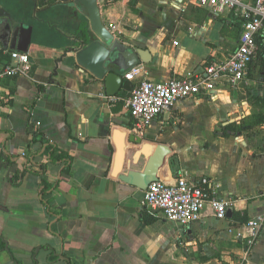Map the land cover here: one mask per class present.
<instances>
[{
	"label": "crops",
	"instance_id": "crops-1",
	"mask_svg": "<svg viewBox=\"0 0 264 264\" xmlns=\"http://www.w3.org/2000/svg\"><path fill=\"white\" fill-rule=\"evenodd\" d=\"M0 3L17 4L33 27L24 51L31 71L0 80V264H264V101L256 100L264 70L253 72L256 56L238 87L221 82L209 95L178 100L140 135L122 100L104 98L103 83L69 51L77 39L89 42L69 17L79 10L73 0ZM98 5L115 36L149 52L138 64L153 82L203 73L231 54L242 30L231 12L215 15L193 0ZM135 82L123 79L115 95L126 97ZM30 123L71 155L69 172L54 162L40 172L42 144L30 142ZM158 143L171 153L155 179L184 176L214 192L227 202L223 218L206 206L181 226L145 207V189L128 174L142 172ZM43 183L52 187L42 193ZM243 216L260 222L249 251Z\"/></svg>",
	"mask_w": 264,
	"mask_h": 264
},
{
	"label": "built area",
	"instance_id": "built-area-1",
	"mask_svg": "<svg viewBox=\"0 0 264 264\" xmlns=\"http://www.w3.org/2000/svg\"><path fill=\"white\" fill-rule=\"evenodd\" d=\"M198 6L210 9L215 15L231 12L241 20L242 30L235 49L228 57L212 59L203 68V73L184 77L172 76L165 81L151 80L142 64H136L123 74L127 82H135L124 98L116 95L104 96L110 102L122 100L131 120V131L142 134L146 126L158 115L170 110L181 99L206 96L221 82L236 88L245 79L249 65L257 54L256 36L264 30V0H193ZM0 56L9 58L0 64V80L28 75L31 71L29 55L17 50L0 49ZM0 85V94L3 91ZM37 125V122H34ZM143 204L149 210L160 213L167 220L181 226L200 219L201 211L208 206L217 218H223L227 202L214 192L203 189L198 183L184 176L166 183L160 179L151 181L144 190ZM251 239L246 250L252 246L258 235L260 222L250 220Z\"/></svg>",
	"mask_w": 264,
	"mask_h": 264
},
{
	"label": "water",
	"instance_id": "water-1",
	"mask_svg": "<svg viewBox=\"0 0 264 264\" xmlns=\"http://www.w3.org/2000/svg\"><path fill=\"white\" fill-rule=\"evenodd\" d=\"M73 3L88 22L89 42L85 44L77 39L78 44L69 47V51L73 52L76 63L83 70L103 83L107 95H115L122 85L124 72L140 61L147 62L150 54L141 48L131 47L103 24L98 0H73ZM32 30V25L20 13L0 3V44L4 48L24 52L30 43ZM135 137L133 134L134 139ZM170 153L168 146L158 143L142 172L128 174V182L146 189L156 178L158 168Z\"/></svg>",
	"mask_w": 264,
	"mask_h": 264
},
{
	"label": "trees",
	"instance_id": "trees-1",
	"mask_svg": "<svg viewBox=\"0 0 264 264\" xmlns=\"http://www.w3.org/2000/svg\"><path fill=\"white\" fill-rule=\"evenodd\" d=\"M19 9L17 4H14L13 9ZM16 11V10H15ZM82 33H83V39L86 40L85 42H88L87 38V30H88V23L86 19L82 20V24L80 25ZM256 42H257V54H256V61H260L261 65V70H264V37L260 35V33L256 36ZM255 58V57H254ZM255 59H253L254 61ZM252 61V62H253ZM251 62V63H252ZM257 101H264V98H257ZM251 124L246 123L245 125H242L239 129H245L250 127ZM29 133L31 135L30 137V142L33 141H40L42 144V152L41 155L44 156V160L38 164L40 166V172H45L46 165L49 162H54V163H61L62 164V169L61 172H69L71 163H72V157L70 154L67 152L63 151L60 149L54 142H52L50 139H48L46 136L43 135L42 132H38L36 128L33 126L32 123L29 124ZM31 157H35L36 155H30ZM44 188L41 190L43 193L46 190H49L52 186L47 185L45 183ZM243 222H248L247 217L243 216L241 219Z\"/></svg>",
	"mask_w": 264,
	"mask_h": 264
},
{
	"label": "flooded vegetation",
	"instance_id": "flooded-vegetation-1",
	"mask_svg": "<svg viewBox=\"0 0 264 264\" xmlns=\"http://www.w3.org/2000/svg\"><path fill=\"white\" fill-rule=\"evenodd\" d=\"M72 14H70V18L75 20L77 23H82L83 15L81 14L80 10H72Z\"/></svg>",
	"mask_w": 264,
	"mask_h": 264
},
{
	"label": "rangeland",
	"instance_id": "rangeland-1",
	"mask_svg": "<svg viewBox=\"0 0 264 264\" xmlns=\"http://www.w3.org/2000/svg\"><path fill=\"white\" fill-rule=\"evenodd\" d=\"M256 58H257V57H256ZM257 64L260 65V61H258ZM262 70H263V69H262ZM260 71H261V69L258 71V70H257V67H256V69H254L253 72H255V74H256V76H257V74H258Z\"/></svg>",
	"mask_w": 264,
	"mask_h": 264
}]
</instances>
